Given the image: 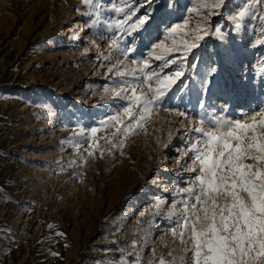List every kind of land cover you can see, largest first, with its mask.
<instances>
[{"label":"rangeland","instance_id":"374dc122","mask_svg":"<svg viewBox=\"0 0 264 264\" xmlns=\"http://www.w3.org/2000/svg\"><path fill=\"white\" fill-rule=\"evenodd\" d=\"M200 3L178 0L175 15L166 19L182 23L186 18L184 31H195L204 26L201 17L186 10L198 8L210 25L230 33L225 40L210 33L202 49L194 50L205 61L198 71L201 76L207 71V53L217 48L233 57L238 53L249 67L253 94L240 89L235 99L232 91L224 99H232L233 111L219 112L220 87L241 84L233 66L224 64L202 110L200 76L186 67L191 92L154 107L136 134L113 138L119 125L103 128L102 121L122 114L127 102L105 92L122 86L108 69L120 61L122 70L138 68L122 53L123 41L120 48L111 47L110 37L119 32L105 21L112 17L114 23L121 14L108 12L105 0V11L93 25L96 17L87 15L93 9L83 0H0V264H132L136 255L142 264H159L162 257L180 264L181 257L192 255L169 230L176 219L169 218L170 211L182 207L178 189L195 175L184 170L193 154L179 155L187 139L181 122L193 127L201 116L206 121L234 116L264 98L258 75L264 64L260 13L253 10L257 19L251 23L249 17L234 21L232 14L246 0H226L220 15H207ZM161 39L172 46L171 35ZM212 59L221 62L219 56ZM126 122L129 118L122 116ZM93 127L101 129L95 138L99 147L90 146Z\"/></svg>","mask_w":264,"mask_h":264},{"label":"snow or ice","instance_id":"6c2138e0","mask_svg":"<svg viewBox=\"0 0 264 264\" xmlns=\"http://www.w3.org/2000/svg\"><path fill=\"white\" fill-rule=\"evenodd\" d=\"M121 2L122 6H118ZM106 3L110 5L108 12L121 14L114 23L112 17L105 21L106 27L119 32V36L110 37L111 47L120 48L123 41L125 47L121 51L125 58L131 56L132 63L138 65L136 69L125 71L121 67L124 62L120 61L108 69L114 77L120 78L122 86L119 90L106 87L105 92L114 93L116 98L127 102L122 114L117 112L102 121L103 128L119 125L112 134L113 138L136 134L154 107H163L176 94L191 92L186 67L196 69V75L200 76L199 107L202 110L206 108V98L219 79L224 64L233 66L241 84L235 89L220 87L217 99L222 100V107L219 112L233 111L232 99H224L231 96L232 91H236L235 99L239 98L240 89L248 95L253 94L248 91L249 67L245 66L238 53L233 57L229 53L222 54L219 48L215 53H207L211 62L201 76L198 65L205 61L203 57H197L194 50L202 49L201 42L210 33L221 40L227 39L230 33L210 25L198 8L187 9L186 12L197 13L204 26L189 32L184 31L188 19H183L182 23L166 19L175 15L178 0H133L132 3L128 0H106ZM83 4L91 5L93 11L87 15L90 19L96 17L92 19L93 25L98 23L105 11V0H83ZM225 6L226 0H201L200 3V7L208 9L207 15H220ZM262 9L264 0H246L245 7L233 13L231 19L238 21L249 17L251 23L257 19L253 14L255 10L264 21ZM165 34L174 38L171 47L161 39ZM175 37H180L179 43L175 42ZM260 46L264 47V41ZM142 49H147V52ZM213 56L221 57V62L213 60ZM153 60L161 63L153 65ZM258 75L261 92L264 93V64ZM137 89H141L139 94ZM178 114L186 116L184 112ZM122 116L128 117L129 122L122 123ZM189 123H193V118H189ZM181 127L187 139L182 145L186 151L179 155L193 154L191 165L184 170L195 175L188 178L186 187L178 189V202L182 207H174L169 213L170 219L176 217L174 226L169 229L171 234L179 237L184 245L182 251L192 253L190 257H181L180 264H264V98L257 100L255 106L236 110L234 116L217 115L208 121L201 116L195 126L188 127L182 121ZM100 130L91 128L90 146L99 147L95 138ZM108 143L111 144L112 140L108 139ZM123 143V140L119 142L121 154ZM159 206L157 202V209ZM140 214L144 215L143 212ZM132 243L136 245L138 242ZM152 251L154 253L155 249ZM132 264H142L141 256L136 255ZM159 264L176 262H167L162 257Z\"/></svg>","mask_w":264,"mask_h":264}]
</instances>
